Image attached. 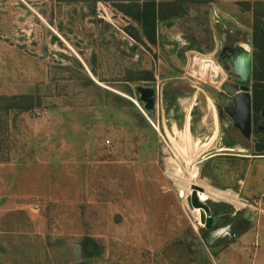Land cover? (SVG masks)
I'll return each instance as SVG.
<instances>
[{
    "label": "rangeland",
    "instance_id": "374dc122",
    "mask_svg": "<svg viewBox=\"0 0 264 264\" xmlns=\"http://www.w3.org/2000/svg\"><path fill=\"white\" fill-rule=\"evenodd\" d=\"M137 1L0 0V264H264V119L245 138L217 116L239 93L222 38L253 58L264 0H155L184 9L155 43ZM170 159L246 205L206 200V228Z\"/></svg>",
    "mask_w": 264,
    "mask_h": 264
},
{
    "label": "trees",
    "instance_id": "16d2710c",
    "mask_svg": "<svg viewBox=\"0 0 264 264\" xmlns=\"http://www.w3.org/2000/svg\"><path fill=\"white\" fill-rule=\"evenodd\" d=\"M191 2H209L212 0H188ZM126 4V3H125ZM160 9L157 10L155 0H144L142 4L138 1L134 5L126 4L130 9L125 11L134 17L144 27L145 35L148 39L155 43L156 41V24L159 21H171L172 19L182 16V3H168L161 4ZM164 7V8H163ZM250 4L247 2V9ZM264 14L257 11L254 14L253 33L251 39V46L253 48L252 58V76L254 83L252 85L253 93V110L255 116H258L261 107L264 105ZM149 80L152 76H149ZM260 151L264 148L259 147ZM219 189V188H218ZM224 190V189H221ZM91 255V254H90Z\"/></svg>",
    "mask_w": 264,
    "mask_h": 264
},
{
    "label": "water",
    "instance_id": "95a60500",
    "mask_svg": "<svg viewBox=\"0 0 264 264\" xmlns=\"http://www.w3.org/2000/svg\"><path fill=\"white\" fill-rule=\"evenodd\" d=\"M229 49L232 54L228 56V61L233 68L240 92L232 99L233 108H225V112L229 113L231 118L227 115L224 116L222 110L218 111V118L223 124H230L234 121V126L242 132L245 138H249L251 135V96L248 90L252 77V53L248 43L242 44L241 47L235 49ZM147 99V96H145L144 100ZM261 113L264 116V106ZM191 203L194 208L202 210L201 221L205 223L204 226L206 228H211L214 219L210 215L208 205L200 201L195 193L192 194Z\"/></svg>",
    "mask_w": 264,
    "mask_h": 264
},
{
    "label": "bare ground",
    "instance_id": "6f19581e",
    "mask_svg": "<svg viewBox=\"0 0 264 264\" xmlns=\"http://www.w3.org/2000/svg\"><path fill=\"white\" fill-rule=\"evenodd\" d=\"M172 143L174 152H176V154L180 156L181 159L187 164L190 162V160L194 159L200 152L204 150V148H200L192 142L187 126L185 127L184 131V139L182 141H177L174 137ZM166 173L168 177L174 181V184L178 187L179 191L186 190L187 192H190L191 189L189 190L188 186L190 187L191 184L201 186L203 190L199 193L198 199L202 202L210 199L215 201H225L238 207H244L246 205L245 201L237 198L236 193L231 189L221 190L216 187L209 186L203 182L197 181L195 170L190 173L189 177H185L173 159H170L168 162ZM180 196H184V193L181 192ZM192 214L194 217H199L201 214V209L194 208L192 210Z\"/></svg>",
    "mask_w": 264,
    "mask_h": 264
},
{
    "label": "flooded vegetation",
    "instance_id": "af4514ba",
    "mask_svg": "<svg viewBox=\"0 0 264 264\" xmlns=\"http://www.w3.org/2000/svg\"><path fill=\"white\" fill-rule=\"evenodd\" d=\"M221 43H222V46H221L220 51H219V53L217 55V58H218L219 61L222 62L223 65H227V66H229L231 68L233 81H231L230 83H231L232 86L235 85V88H236V86H237L236 80L237 79L234 76L233 68H232L231 64L229 63V61H228V56L232 54V51L229 48L235 49V48L241 47L242 46V43H239L236 40H230L229 37L228 38H222ZM224 49H225V52H224ZM236 92H240V89H235V93ZM250 94H251V115H250L251 116V120H250V122H251V135H252L255 132V125L258 123V121L260 120V118L261 119H264V116L261 113L262 112V108H263L264 105L261 107V109L259 111V114H258V115H260V118H258V116L256 117L255 116V112L253 110V93H252V88L250 89ZM234 95H235L234 93L233 94H227L225 91H221V93H220V96L221 97L220 98L222 100H224V101H232ZM224 107H225L224 104H222L221 106H218L217 116H218V111L219 110H222L223 111L222 113H223L224 116L227 115V116H229L231 118V115L229 113L225 112ZM226 125L234 126V121H232V123L226 124ZM238 131L242 134V132L239 129H238Z\"/></svg>",
    "mask_w": 264,
    "mask_h": 264
},
{
    "label": "crops",
    "instance_id": "0c3cea01",
    "mask_svg": "<svg viewBox=\"0 0 264 264\" xmlns=\"http://www.w3.org/2000/svg\"><path fill=\"white\" fill-rule=\"evenodd\" d=\"M187 127H188V131H189V118H188ZM184 131H185V128H184ZM184 131H183V134H184Z\"/></svg>",
    "mask_w": 264,
    "mask_h": 264
}]
</instances>
